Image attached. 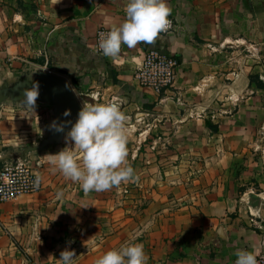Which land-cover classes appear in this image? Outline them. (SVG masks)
<instances>
[{"label": "crops", "instance_id": "0c3cea01", "mask_svg": "<svg viewBox=\"0 0 264 264\" xmlns=\"http://www.w3.org/2000/svg\"><path fill=\"white\" fill-rule=\"evenodd\" d=\"M128 2L0 0V169L26 162L42 180L0 205V264H59L66 249L74 264H95L126 243H142L147 264L264 256V0H168L170 32L116 57L97 53L98 31L123 23ZM150 49L180 61L161 94L135 79ZM49 71L82 106L121 101L138 180L85 193L53 171L45 155L74 147L71 128L32 151L56 128L55 107L13 102L1 86Z\"/></svg>", "mask_w": 264, "mask_h": 264}, {"label": "clouds", "instance_id": "9594fccd", "mask_svg": "<svg viewBox=\"0 0 264 264\" xmlns=\"http://www.w3.org/2000/svg\"><path fill=\"white\" fill-rule=\"evenodd\" d=\"M172 9L168 0H129L125 7L126 19L107 32L99 33L98 47L106 57H116L122 45L135 47L138 43H153L161 32L172 26ZM38 91L27 92V104H35ZM70 112L66 111L65 116ZM128 116L122 111L121 101L83 103L78 119L67 133L66 140L74 147H65L55 154H46L53 171L80 183L85 193L103 192L122 182L138 180L128 162ZM57 131H63L58 126ZM39 177H37V184ZM235 264H260L254 251L244 249L235 253ZM74 250L60 253L59 264H74ZM142 243H126L107 251L95 264H147Z\"/></svg>", "mask_w": 264, "mask_h": 264}, {"label": "built area", "instance_id": "2783aa9c", "mask_svg": "<svg viewBox=\"0 0 264 264\" xmlns=\"http://www.w3.org/2000/svg\"><path fill=\"white\" fill-rule=\"evenodd\" d=\"M172 29L173 23L163 33L166 34ZM109 30L111 29L101 28L97 33V53L101 55L104 54L98 47L99 33ZM179 67L180 61L175 56L150 49L146 52L142 65L136 70L135 79L140 86L161 94L175 86ZM37 177H39L38 184ZM41 186L42 180L40 174L26 162L6 163L0 169V205L17 201L23 195L36 193L40 190ZM257 259L260 264H264L263 255L257 256Z\"/></svg>", "mask_w": 264, "mask_h": 264}, {"label": "water", "instance_id": "95a60500", "mask_svg": "<svg viewBox=\"0 0 264 264\" xmlns=\"http://www.w3.org/2000/svg\"><path fill=\"white\" fill-rule=\"evenodd\" d=\"M4 88L2 96L16 103L27 102V92L35 88L38 91L36 100L55 107L56 128L41 146L32 151L41 152L50 144L58 142L78 119V113L82 108L70 82L51 72L42 73L36 83L22 82L14 86L5 85ZM66 111L70 112L67 116L64 115ZM58 126L63 127V131H57Z\"/></svg>", "mask_w": 264, "mask_h": 264}, {"label": "rangeland", "instance_id": "374dc122", "mask_svg": "<svg viewBox=\"0 0 264 264\" xmlns=\"http://www.w3.org/2000/svg\"><path fill=\"white\" fill-rule=\"evenodd\" d=\"M1 89H2V91H3L4 87H3V86H1Z\"/></svg>", "mask_w": 264, "mask_h": 264}, {"label": "trees", "instance_id": "16d2710c", "mask_svg": "<svg viewBox=\"0 0 264 264\" xmlns=\"http://www.w3.org/2000/svg\"><path fill=\"white\" fill-rule=\"evenodd\" d=\"M74 85L76 86V84L74 83Z\"/></svg>", "mask_w": 264, "mask_h": 264}]
</instances>
